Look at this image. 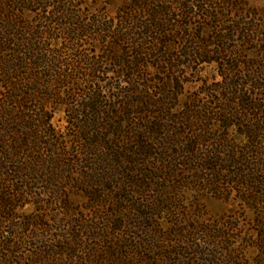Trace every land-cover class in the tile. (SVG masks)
Masks as SVG:
<instances>
[{"label": "rangeland", "instance_id": "1", "mask_svg": "<svg viewBox=\"0 0 264 264\" xmlns=\"http://www.w3.org/2000/svg\"><path fill=\"white\" fill-rule=\"evenodd\" d=\"M0 264H264V0H0Z\"/></svg>", "mask_w": 264, "mask_h": 264}, {"label": "trees", "instance_id": "2", "mask_svg": "<svg viewBox=\"0 0 264 264\" xmlns=\"http://www.w3.org/2000/svg\"><path fill=\"white\" fill-rule=\"evenodd\" d=\"M160 9H161V6H158V9H157V10H159V11H157V12H160ZM163 12H164V11H161V12L159 13V15H155V16H154V17L156 18V20H155L156 23H157L158 21H159L160 23H162V19H163V17L166 16V13H163ZM160 23H157L156 26H155V29H156V30H154L155 35L158 34V33H157V30H159V32H160L161 35L167 33L166 31L164 32V31L162 30L163 28H160V25H161ZM157 25H158V26H157ZM161 30H162V31H161ZM94 95H95V94H94ZM94 105H95V104H88V105H87V110H89V111H93V109H94L93 106H94Z\"/></svg>", "mask_w": 264, "mask_h": 264}]
</instances>
